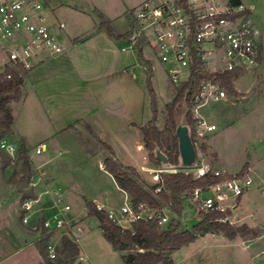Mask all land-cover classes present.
<instances>
[{"label": "rangeland", "instance_id": "obj_1", "mask_svg": "<svg viewBox=\"0 0 264 264\" xmlns=\"http://www.w3.org/2000/svg\"><path fill=\"white\" fill-rule=\"evenodd\" d=\"M140 1L142 0H42L44 11L53 9L58 20L65 23V31L58 32L64 51L59 54L63 58L51 57L39 70L31 72L35 80L42 77L43 81L37 84L33 78H28L24 85L25 100L14 104L16 122L13 128L19 138L17 144L21 145V135L25 137L30 156L34 158L48 156L52 158L53 163H62L66 158L74 156V150L69 144L64 148L51 147L41 154L34 152V144L44 133H49L50 136L69 124L73 126L69 130L74 131V135L77 134L75 140L81 141V134L78 132H89V127L86 125L88 121L82 119L86 117L91 119L93 116L94 107L91 100L83 101L84 96L88 97L84 92L89 90V92L94 91L98 97L101 95L99 98L107 99V107L104 109H107L110 126L114 127L116 132L108 130L104 139L113 143L132 142L131 152L137 164L139 166L149 164L146 150H140L136 142L134 144L136 138L131 137L132 133L128 130L126 121L130 113L137 120L135 114L140 116L142 112L144 119L151 117V97L147 85L148 75L151 74L152 86L158 99L157 122L160 128H164L167 105L173 99L176 87L145 41L135 44L130 40L133 34V16L130 8ZM245 1L255 6L253 16L260 32L261 51L258 65L252 71L241 73L234 86L236 84L243 91L250 89L248 92L237 93L236 96L227 92L229 97L219 101L208 100L202 104L200 111L203 117L209 123L216 124L217 129L210 137L198 139L196 146L198 164L207 162L215 166L218 160L219 167L223 166L231 174L246 171L253 164L256 174L251 171L253 169L249 168V171L255 181L250 191L244 195L243 203L237 206L234 214L236 222L233 225L247 224L258 230V233L256 236L250 233L229 239L223 233L204 229L194 242L172 254L174 264L264 263V257L260 254L264 247V192H262L264 189V0ZM101 15H104V19L109 20L111 27L123 36L115 38L107 33V38H104L105 32L99 34ZM75 38L78 39L76 45L72 40ZM103 38L107 39V50L104 49ZM67 56L68 61H65ZM68 75H72L73 82L77 81L81 93L78 92L79 89L75 91L64 84ZM89 86L94 87L95 90H91ZM36 87L41 90L38 94ZM116 134L122 137H114ZM87 135L88 140L82 138V141L90 148L92 154H78V157H75L79 160L76 159L73 163L74 182L68 184L59 181L55 187H49L50 190L58 188L62 190L64 196L62 202L50 194L41 196L42 201L50 196L52 203L55 201L57 204V211L62 204L69 203L71 209L64 212L69 221L81 211L87 213L84 207L86 200L106 202L118 207L125 198V194L117 189L114 179L106 170L104 155L100 150L99 153L93 151L95 147L103 148L107 156L113 157L110 155L111 150L108 147H101L97 139ZM43 140L49 142V139ZM202 144H205V149L202 148ZM18 148L15 147L12 151L15 156ZM115 161L127 167L119 158ZM245 164L247 166H244ZM159 166L161 165H157ZM179 167L183 166L180 164ZM3 177L5 174L0 171V189L4 186ZM65 188L69 191L67 194ZM7 190L9 193L6 199L0 203L3 216L14 220L17 226H20L21 195L15 190ZM7 199L9 201L4 203ZM34 205L36 206L37 203ZM182 221L184 227L192 231L199 218L193 209H189L188 218ZM84 225L87 229L95 231L94 234L97 233L102 237L96 216L86 217ZM96 242L94 237L82 244L84 250L93 258L92 264H124L122 253L116 251L108 240L105 253L103 249L97 248Z\"/></svg>", "mask_w": 264, "mask_h": 264}, {"label": "built area", "instance_id": "obj_2", "mask_svg": "<svg viewBox=\"0 0 264 264\" xmlns=\"http://www.w3.org/2000/svg\"><path fill=\"white\" fill-rule=\"evenodd\" d=\"M254 10V4L245 0H142L132 10L133 34L130 40L135 44L145 41L175 87L189 79L198 61H202L206 70L213 73L252 71L258 65L261 51ZM58 25L61 29L65 28L62 21ZM0 46L4 54V57H0V76L7 78L11 77L12 70L29 72L43 60L57 56L64 50L58 33L44 11L42 0H0ZM226 96L227 90L219 82L211 79L201 82L200 92L192 98L197 140L217 128L216 124L209 123L199 114L200 106L208 100L219 101ZM1 147L12 157L15 156L12 154L14 149L4 141ZM44 151L45 143L34 148L37 154ZM193 168L195 178L207 176L210 181L189 192L188 215L189 209H193L199 221L204 218V214H215L212 219L214 223L233 225L239 200L250 191L255 181L250 167L243 173H230L228 177L227 171L214 168L207 162L198 164L197 161ZM176 170L174 165L167 167L162 163L148 170L154 181L151 184L155 186L154 193L164 188L161 173ZM44 173L41 170L36 173L30 185L34 187L36 178ZM124 193V202L118 207L95 202L96 208L104 211L124 231L134 233L136 222L156 223L165 228L175 218L168 205L157 208L145 202L134 203ZM36 199L22 202L24 223L28 222L29 212ZM57 200L62 202V198ZM70 209L71 205L65 203L53 215L43 218L45 234H52L46 244V252L51 260L56 259L64 235L78 243L84 233L82 224L66 218L64 212ZM57 235L60 241H57ZM260 254L264 257V247Z\"/></svg>", "mask_w": 264, "mask_h": 264}, {"label": "trees", "instance_id": "obj_3", "mask_svg": "<svg viewBox=\"0 0 264 264\" xmlns=\"http://www.w3.org/2000/svg\"><path fill=\"white\" fill-rule=\"evenodd\" d=\"M101 16L102 21L99 24V28H104L112 37L119 38L123 36L115 33L109 21L105 20L103 15ZM27 73L28 71L20 69L12 70L10 78L0 76V162L3 163L2 169L7 183L18 190L21 194L22 202L26 199L37 198L34 187L30 185L31 180L37 173L30 156V149L22 140L16 156L12 157L1 147V143L13 132L15 118L12 103L20 101L23 97V84ZM240 75L241 71L239 70L221 73L209 72L202 61L196 62L189 79L176 87V93L167 105V118L164 128H160L157 124L158 99L152 86L151 74L148 75L147 85L151 97L152 115L149 121L141 127L144 145L148 150V157L153 163L161 165V161L155 155V149L159 148L167 155L169 162L177 170L162 172L164 188L159 193H154L155 186L146 183L133 166L123 167L112 156L106 157L104 163L106 170L113 176L118 187L126 192L134 203L145 202L149 206L157 208L168 205L174 212L175 218L165 228L159 227L156 223L136 222L134 223L135 232L132 233L129 230L124 231L104 211L98 210L94 201L86 202L88 215L98 218L105 238L116 251L122 252L124 264H173L172 254L194 242L204 229L223 233L229 239H235L237 236L250 233L254 236L257 235L258 230L249 227L247 224L235 226L228 223H214L212 219L215 214H204V218L194 225L192 231L186 229L182 221L184 211L187 208L189 192L197 186L207 184L210 178L207 176L195 178L192 168L179 167V146L176 135L178 119L184 111V104L186 103L188 106L186 120L191 128L193 142L197 150L194 128L196 118L192 111V98L200 92L201 82L209 79L215 80L224 86L230 95L236 96L238 92L235 89L234 80ZM89 129L92 131L90 127ZM107 147L111 150L109 145ZM202 148H206L205 144H202ZM9 166L12 167L10 172L7 171ZM244 166H247V164ZM243 172L240 171V173ZM230 175V173H227L226 177ZM43 218L39 222L42 229ZM51 238V233H44L38 241L40 252L47 263H75L80 255V249L78 244L66 235L61 239L56 259L51 260L48 258L46 244Z\"/></svg>", "mask_w": 264, "mask_h": 264}, {"label": "crops", "instance_id": "obj_4", "mask_svg": "<svg viewBox=\"0 0 264 264\" xmlns=\"http://www.w3.org/2000/svg\"><path fill=\"white\" fill-rule=\"evenodd\" d=\"M139 3H137L136 5H133L130 8V13H132V10L134 9V7L137 6ZM46 13L49 16V20L52 23L53 28L55 29V32L61 33V31H65V28L64 29L59 28L58 23L61 21L58 20L56 13L53 9H48V11H46ZM113 29H114L115 33L122 35V33L116 31L115 28H113ZM98 32H99V34H103V32H105L106 36L104 35V38L105 37L107 38V31L104 28H99ZM72 40L74 42V45L78 44L77 43L78 39L75 38ZM106 40L104 42V49L105 50H107V41ZM261 43L262 42L260 40V44ZM105 52L107 53V51H105ZM0 57H4L3 51L1 50V46H0ZM54 57H55V59L56 58L57 59L63 58L61 55H57ZM49 58H51V57H49ZM49 58L43 60L41 63H39L37 66H35L32 70H30L27 73V75L25 76L24 84H23V97L21 98V100H25V94H24L25 83L28 81V78L29 79L33 78V75H31V72L33 70H36V69L39 70V68ZM67 58H68V56L65 57V61H68ZM33 80L37 84H40L43 81L42 77L37 78V80H35L33 78ZM235 81H236V79L234 80V82ZM72 82H73L72 75L71 76L68 75L64 84L66 86H70L72 89H75V91H78V89H79L78 92H80V87H79V84L77 83V81H74L73 83ZM86 82H88V81H86ZM61 84H62V82H61ZM94 84H95V82L93 81V85ZM89 87H91V90H95L94 87H92V86H89ZM235 87H236V90L238 93L248 92L250 89V88H248V89H246V91L240 90L236 86V84H235ZM39 91H41L40 88L36 87V92H37L36 94H38ZM84 94L87 95L88 97L84 96L83 101L89 102L91 100L90 102H92L94 108L92 111L93 116H91L92 120L89 117L83 118L82 120L86 119L88 121V123L86 125L88 127H90L92 129V131H90V129H89V132L87 131V133L79 131L78 133L81 134L80 135L81 141H76L75 139H76L77 134L74 135V133H73L74 131L69 130L70 127H73L72 124H69L68 126H63L59 130L53 132L50 136H49V133H44L41 136L42 138L34 144V147H36L40 143H45L46 144V151H48L51 147L64 148L65 146H67L69 144V146L74 150V156L66 158L62 163H59V162L53 163L52 158H50L48 156H43V157H39V158H34V156L33 157L31 156L32 161L34 163V166L37 170V173L40 170L44 171L45 173L43 175H41L40 178H38V177L36 178L37 184L34 186V191H35L37 199L33 202V209L29 212L28 222L24 223L22 220V216L24 214V211L22 210L21 206L19 207V216H20V222H21L20 226H17V224L15 223L14 220L4 218L3 211H2L3 209L0 206V264H48L47 261L45 260V258L42 256L40 249H39V246H38V241L41 239V237L45 233V230H43L42 227H40L39 222H40L41 218H43L45 216L49 217V216L53 215L57 211L56 210L57 204L55 201L52 203V199L50 198V196L46 197L44 201H42L41 196H47V194H50L52 196H55L56 200L59 198H62V200L64 199L62 190L60 188L50 190L49 187H55V185H58L59 181H62L61 183L66 182L68 184H72L74 182L75 173L73 170H75L74 169L75 166L73 165V163L76 161V159L79 160L78 158H75V157H78V154H87V153L92 154V151L90 150V148L86 147L84 142L82 141V138H84L85 140H88L89 136L87 134H89L91 137L97 139L98 143L101 147L107 148V144H108L111 147V154L110 155H113L114 160H117L119 158L122 162H124L125 166H133L134 168H136L138 170V172L141 174L142 178L146 181V183H148L149 185L154 183V181L152 180L151 174L148 170L153 169V168H157V164L153 163L148 157V150L144 145L143 134L141 131V127L143 125H145L151 117L148 119H144V114L142 112V113H140V116H139V114H135V117H138V120H137L136 118H133V116H132L133 114L130 113L129 118L126 121L128 130L132 133L131 137L134 136L136 138V140L133 141L134 144L136 142L137 148H139L140 150H146V152H147V158H148L149 164L147 166H144V165L139 166L135 160V156L131 152L132 142H129L127 144L125 143V141H121V143H118V142L113 143V142H108L107 140L104 139L105 134H107L108 130H110V132H116L114 127L110 126V122L108 120L109 117L107 115L108 114L107 109H104L105 107H107V99L106 98H99L101 95L98 97L94 91L89 92V90H86L84 92ZM226 97H229V96L227 95ZM20 101L12 103L13 114H14V104L19 103ZM201 106H200V108H201ZM199 114L203 117L201 111ZM14 118H15V116H14ZM15 122H16V119H15ZM210 123H212V122H210ZM157 124H158V122H157ZM75 132L77 133V131H75ZM212 134H213V132H210L205 137H210ZM21 137H22V140L27 145L26 138L23 137L22 135H21ZM114 137L121 138L122 136H119L116 134V136H114ZM45 138L49 139L48 143L44 142L43 139H45ZM18 140H19V138L16 136V133L14 132V128H13L12 134L9 137H7L4 140V142L8 147L15 150V147H20L17 144ZM27 147H28V145H27ZM99 150L101 151L100 153H102L104 155V158L108 157L107 154H105L103 152V148L99 149V148L95 147V149L93 151L95 153H99L98 152ZM46 151H44V152H46ZM219 164L220 163L218 162V160H216L215 166H213V167L218 168V169H223V170L228 172V170L226 168H224L223 166L219 167ZM101 166L103 168L102 163H101ZM256 166L257 165H255V167ZM2 167H3V163L1 162L0 163V171H3ZM249 167L251 169H253V164ZM11 170H12V167L9 166L7 168V171L10 172ZM251 171H254V173L256 174L255 169H253ZM110 176H112V175L110 174ZM112 178H113V176H112ZM2 180L4 182V186L0 189V199H1L0 203H2V201L6 199V196L9 193V191L7 189L15 190L18 192V190L14 186H11L10 184L7 183V179L5 177H3ZM116 186L120 192L125 194L124 191H122L118 187L117 184H116ZM65 192H66V194H67V192H69L67 188H65ZM18 194L21 195L19 192H18ZM243 200H244V196L241 197V199L239 200V205L243 203ZM8 201L9 200L7 199L4 203H7ZM86 202H87V200H86ZM96 202L104 204L106 206L113 207V206L107 204L106 202H100V201H96ZM34 203H37V205L35 206ZM84 207L86 208V204ZM88 216H89L88 213L81 211L79 214H76L71 219L72 222L80 223L84 227V233L82 234L79 242L77 243L79 246V249H80V255H79L78 259L76 260V262L71 263V264H92L93 258H91V255L88 252H86V250H84V248L82 247L83 246L82 244L84 241L86 243L89 240H92L94 237H96V240H97V242L95 244L97 246V248L103 249L104 253L107 252V239L105 238L103 231L100 227L99 220H98V228L100 229V231L102 233V237L100 235H97V233L94 234L93 232H95V231H92V230H89L86 228V226L84 225V222L86 220V217H88ZM56 239H57V241H60L59 235L56 236ZM261 264H264V263H261Z\"/></svg>", "mask_w": 264, "mask_h": 264}, {"label": "water", "instance_id": "obj_5", "mask_svg": "<svg viewBox=\"0 0 264 264\" xmlns=\"http://www.w3.org/2000/svg\"><path fill=\"white\" fill-rule=\"evenodd\" d=\"M187 112H188V106L185 103L184 111L181 113L178 119L176 135L178 137L180 164L183 167H193L197 164L198 154L195 144L193 142L191 128L187 124V120H186ZM155 155L164 166L169 167L171 165L167 155L159 148L155 149ZM187 218H188V211L185 210L183 214V219H187Z\"/></svg>", "mask_w": 264, "mask_h": 264}]
</instances>
